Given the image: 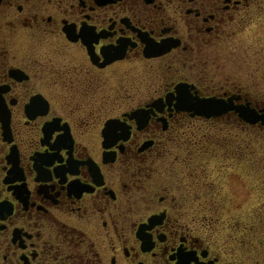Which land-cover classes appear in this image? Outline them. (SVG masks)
I'll return each mask as SVG.
<instances>
[{"label": "flooded vegetation", "instance_id": "obj_1", "mask_svg": "<svg viewBox=\"0 0 264 264\" xmlns=\"http://www.w3.org/2000/svg\"><path fill=\"white\" fill-rule=\"evenodd\" d=\"M263 10L264 0H0V264H264L263 214L214 219L239 161L250 172V126L264 122L194 108L264 107L248 54L237 57ZM227 126L249 139L241 160L206 133ZM183 128L202 131L194 149L176 138Z\"/></svg>", "mask_w": 264, "mask_h": 264}, {"label": "rangeland", "instance_id": "obj_2", "mask_svg": "<svg viewBox=\"0 0 264 264\" xmlns=\"http://www.w3.org/2000/svg\"><path fill=\"white\" fill-rule=\"evenodd\" d=\"M256 27L260 28L250 33V38L248 39V42H250V50L240 49L237 53V57L239 54H248L250 59L249 65L247 66L248 69H250V95L255 100L264 102V13L259 19V23ZM237 63L239 64L237 69H239L240 72H238V75H241L244 72L246 64L244 65L240 61ZM259 125L260 124L250 126V172L247 168V162L245 160L239 161L235 176L238 177L237 182L241 187L233 194H229L227 191L220 192L219 198H221V200L219 201H221L222 207L218 211L214 210V219L217 220L216 223H218V221L220 224L235 222L238 225H242L247 222L250 223V221L253 220L252 218L257 222L258 218H260L259 215H264V181L262 179L264 173L262 172V167L259 165L260 163L264 164V127L262 129H257ZM228 128V126L222 127L219 131L207 128L206 133L211 139L225 137V141L229 142L227 143L228 145L231 144L234 146L236 152L239 150L237 154H239L238 158L241 160L243 156L246 155L247 151L246 146L242 144H245L249 139H246L245 133L240 131L243 128L239 129L237 127V129L232 130ZM183 129L184 130L181 129L178 131V129L176 131V138L179 139L180 142H183L184 139L185 141L187 140V143L190 142L191 144V149H194L193 144H198L194 139L199 138L202 131L198 132L191 129ZM206 145L212 146L209 143H206ZM212 152L215 154L216 150ZM211 160L214 162L211 161L209 164H216L215 158H211ZM257 167H260V171L256 169ZM225 170L228 173H233L234 169ZM231 196L234 197L233 202H231ZM222 199L224 201L229 200L230 203L227 202L223 204L224 201H222ZM232 205L234 206L232 207ZM203 212L208 218H211L210 213L212 211L204 210ZM217 229L218 233H220V231L224 233L220 227H217Z\"/></svg>", "mask_w": 264, "mask_h": 264}, {"label": "water", "instance_id": "obj_3", "mask_svg": "<svg viewBox=\"0 0 264 264\" xmlns=\"http://www.w3.org/2000/svg\"><path fill=\"white\" fill-rule=\"evenodd\" d=\"M220 106V105H219ZM226 106L227 107H229V106H231L232 107V105L231 104H226ZM219 109H220V107H219ZM221 110H224V108L223 109H221ZM221 110H214L213 112H207V113H205L206 115H209V114H216V113H219ZM241 111H240V115H242L245 119H250V122H254V121H256L258 118H259V115L256 113V111H254V110H250V111H247L246 109H240ZM264 112V111H263ZM263 115V116H262ZM262 115H260L261 116V120L262 121H264V114H262Z\"/></svg>", "mask_w": 264, "mask_h": 264}, {"label": "bare ground", "instance_id": "obj_4", "mask_svg": "<svg viewBox=\"0 0 264 264\" xmlns=\"http://www.w3.org/2000/svg\"><path fill=\"white\" fill-rule=\"evenodd\" d=\"M235 187H236V186H235ZM239 188H240V185H238V186L235 188L234 191L239 190Z\"/></svg>", "mask_w": 264, "mask_h": 264}]
</instances>
